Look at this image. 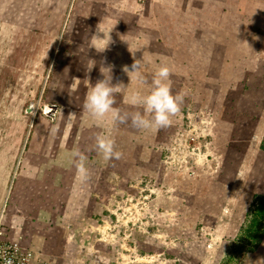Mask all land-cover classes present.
Here are the masks:
<instances>
[{"label":"rangeland","instance_id":"374dc122","mask_svg":"<svg viewBox=\"0 0 264 264\" xmlns=\"http://www.w3.org/2000/svg\"><path fill=\"white\" fill-rule=\"evenodd\" d=\"M73 1L0 0V156L16 148L17 177L23 173L40 189L35 179L52 172V150L22 144L24 126L26 133L32 122L31 142L45 141L38 127L56 117L58 104L29 76L39 78L46 63L49 71L50 62L55 66L59 53L53 50L64 27L62 43L86 50L88 18L102 9L118 24L95 25L106 31L100 37L92 32L97 46L79 53L81 62H91L83 74L89 81L91 71V85L83 90L110 74L113 85H123L114 107L142 110L130 103L131 95L147 93L155 71L166 64L172 91H183L184 102L171 125L159 129L138 130L82 111L78 121L85 130L74 142L87 158L90 179L75 177L69 163L74 150H60L68 163L59 166L68 175L49 184L57 198L46 211H53L22 213L26 221L12 233L6 227L4 241L30 253L28 264H264V227L257 238L249 230L264 198V0H139L137 17L134 0H120V17L110 16L116 6L103 0L99 8L91 2L77 10ZM72 8L87 20L75 37ZM137 60L144 82L123 71ZM79 103L81 108L84 101ZM98 134L115 141L119 160L102 158ZM52 139L46 143L65 141ZM72 181L78 191L65 195L61 207L56 192L69 193Z\"/></svg>","mask_w":264,"mask_h":264},{"label":"crops","instance_id":"0c3cea01","mask_svg":"<svg viewBox=\"0 0 264 264\" xmlns=\"http://www.w3.org/2000/svg\"><path fill=\"white\" fill-rule=\"evenodd\" d=\"M103 1L110 4V6H108L110 8L116 6L113 14L109 13L110 16L113 15L117 17L118 15L120 17L122 15L121 11H122V7H124L122 6L124 5L122 1L120 0H103ZM134 1H135L134 4L136 5L134 6L135 16L137 17L139 8L142 7V4L138 5L139 0H134ZM73 2H74L73 3L74 5L76 4V8L74 7L73 8L77 10V5L78 6L89 5L91 4V2H94L96 6L99 8L101 0H74ZM151 2L153 1L151 0ZM73 8H72V13H73L72 17L74 16L78 21L76 22L75 26L73 25L72 33H71L75 37L78 31L82 32V30H84L83 27L84 25H86L87 20H85L84 17H81L79 13H76L79 11H75L73 10ZM103 11L104 9L98 11L99 14L94 17H91V15H89L91 17V20L88 18L87 23L88 25L91 23V25H89L91 27V30L88 29L87 33H88V36L91 37V44L88 47H86V50H84L83 47L79 45L73 46V45H66L62 43L67 33V30L64 27V30H62V33L60 35L59 42L55 46L56 50H53L56 54L59 53L56 56L57 61L55 63V66H54V62H53V65L50 62L51 65L49 64L50 66L49 68L50 71H49L47 69L48 63H46L45 66L43 63H41L40 68L42 69V67L43 66L44 67L42 69L43 71H41L40 73V76L41 74H43V76L41 77L39 76V78H34L33 80H32V76L31 75L29 76L28 82L30 84L39 83V85H44L43 91H45L44 93H45L46 99H49L50 101L55 100L58 102V104L56 105L57 106V113L55 115L56 117L53 120L45 119L43 117L45 120L43 119V121L40 122V126L38 127V131L40 132L41 137L45 141H43L40 144L31 142L32 136L30 137V134L28 133L31 131V129L35 131L36 125H37V124L33 125L32 124L33 122H32L30 124V127H31L30 131L26 133H25L26 126H24L23 135L21 137V139H23L22 144L24 148H26V150H29V148L31 147L46 148L47 151L52 150L51 155H50L51 158L53 159V160H50V166H51L52 172L50 173L51 176L47 174H44V175L42 174L39 180L35 179L36 182H38L36 185L40 187V189H35L31 187V185L32 186L34 185L33 183L31 184L30 177H25L23 173H20L19 177H17V169L15 167L17 163L15 161L16 160L15 144L11 145L13 148H15V151L11 155H9L8 153L7 156H0V227L2 228L3 231H5L6 234L8 232L6 231L7 228H9L12 233L14 229L19 228L22 224H24L26 220H23L24 218L22 216V213H28V211H31V210L35 211L36 213H42L44 210L46 211V209L51 205L52 201H55V198L57 197H54V195L52 194L53 192L51 193V187L49 186V184L53 181V179L59 180V178H61L62 180L63 179L62 177H65L68 175L67 173L64 174L63 168L59 166L60 164H62L63 166L64 163H68L63 157L65 154L62 153V156H60L59 151L66 149V151L71 152V149H72L74 150L73 151L74 153V152H77V149L81 148V147L77 148V144L74 142V139L75 137H77L79 133L85 130V126L81 125L80 121H78L80 116L83 117V114L81 113L82 111H84L83 105L80 108L79 102L80 100L84 101L88 93L87 91L83 90L85 89V84L91 85V71L89 73V78H90L89 81H87L86 78H83V74L87 73L88 70H91V62H89V60L86 62H81V60H79V53L80 52H91V47L97 46L95 45L94 38H92L91 36L92 32L98 31V37H100V36H103L102 33L106 31V29L104 28H103L104 30L101 28L95 29V25L98 26L102 22H107V20L115 21L112 23L118 24L117 19L104 18L100 14V13H103ZM130 11L132 12L133 9ZM69 17H70V14L68 15V19ZM110 31L112 32L111 29ZM105 59L108 60V58H105ZM110 64L111 63H109L108 65ZM105 66H107V64L104 62L100 67L105 68ZM85 70H87V72ZM47 72H48V78H47ZM86 90L89 91L90 88ZM43 91H41L40 93H42ZM79 91H82V93L80 94L81 96L77 94ZM24 98L26 99V97ZM12 127L13 126H9L8 128L6 127L4 130L7 131L10 128L12 129ZM15 132H16V129H14V134ZM53 134H56V137L52 139L51 137H53ZM65 136L66 138L63 139V137ZM57 138L65 140V141L62 143L58 142L59 145L55 142L46 143L47 142L46 140L48 139L56 140ZM31 151L35 153L37 152V150H31ZM70 156H71V161L69 163H74L73 156L71 153H70ZM18 157L21 159L22 155ZM19 158L17 159L18 162L20 161ZM67 158L68 156H66V159ZM29 159L31 158H27L25 163H29ZM41 164H48V163L41 162ZM59 172H63L61 176L59 175ZM76 175H77V172H76ZM75 177H78V176H75ZM25 180H27V182H25ZM77 184L78 182H74V181H72V184H69V185H72L73 187L68 190L69 193H66L64 191L61 193L56 192L57 193L56 195L60 197L58 199L61 200V207H63V200H64L65 195L71 194L73 190H76L75 192V195H76L78 190L74 189V187ZM23 189L25 190V192ZM31 189H34L32 193H31ZM58 190L59 188L56 187V191ZM52 211L53 210H47L46 212L48 213ZM18 214H20V216ZM34 218L37 219V221H40V218L38 217H34ZM6 234H3L4 239L7 238ZM6 242L11 243V244L16 243V242L15 243L11 242V240H8ZM26 242L27 241L25 239H23L22 241L20 240L21 245H23ZM16 244L18 247V243Z\"/></svg>","mask_w":264,"mask_h":264},{"label":"clouds","instance_id":"9594fccd","mask_svg":"<svg viewBox=\"0 0 264 264\" xmlns=\"http://www.w3.org/2000/svg\"><path fill=\"white\" fill-rule=\"evenodd\" d=\"M141 61L137 60L131 65V71L125 66L123 71L135 73L137 78L143 81L141 73ZM171 72L166 64H163L155 71L147 93L137 91L130 97V103L139 109L132 112H121L114 107V95L122 84L113 85L111 75L98 80L88 91L83 109L97 119L111 118L114 123H131L133 128L147 130L150 128H165L172 123V117L181 111L185 93L183 91L173 93L170 83ZM95 147L105 161L119 160L122 153L115 149V141L106 134H98L95 138ZM77 170V176L82 182L90 179L89 170L86 167V157L79 152L72 154ZM6 264H11L6 261Z\"/></svg>","mask_w":264,"mask_h":264},{"label":"built area","instance_id":"2783aa9c","mask_svg":"<svg viewBox=\"0 0 264 264\" xmlns=\"http://www.w3.org/2000/svg\"><path fill=\"white\" fill-rule=\"evenodd\" d=\"M3 230L0 227V264H28L30 254L20 253V249L15 244L7 243L3 239Z\"/></svg>","mask_w":264,"mask_h":264},{"label":"trees","instance_id":"16d2710c","mask_svg":"<svg viewBox=\"0 0 264 264\" xmlns=\"http://www.w3.org/2000/svg\"><path fill=\"white\" fill-rule=\"evenodd\" d=\"M261 149L264 151V135H263V140L261 144ZM264 221V198H261L259 200V207L257 208L255 215L251 222H249V230L253 231L252 237L257 238L259 235L262 233L259 232L261 230L262 225L261 223Z\"/></svg>","mask_w":264,"mask_h":264}]
</instances>
